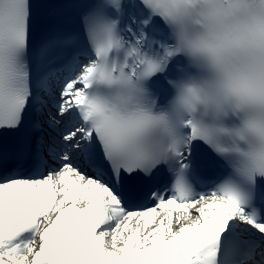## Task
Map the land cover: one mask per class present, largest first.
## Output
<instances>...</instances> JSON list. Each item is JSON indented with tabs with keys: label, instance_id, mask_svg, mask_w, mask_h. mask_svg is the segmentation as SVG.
Masks as SVG:
<instances>
[{
	"label": "snow or ice",
	"instance_id": "6c2138e0",
	"mask_svg": "<svg viewBox=\"0 0 264 264\" xmlns=\"http://www.w3.org/2000/svg\"><path fill=\"white\" fill-rule=\"evenodd\" d=\"M0 264H264V0H0Z\"/></svg>",
	"mask_w": 264,
	"mask_h": 264
},
{
	"label": "bare ground",
	"instance_id": "6f19581e",
	"mask_svg": "<svg viewBox=\"0 0 264 264\" xmlns=\"http://www.w3.org/2000/svg\"><path fill=\"white\" fill-rule=\"evenodd\" d=\"M138 209V208H137Z\"/></svg>",
	"mask_w": 264,
	"mask_h": 264
}]
</instances>
